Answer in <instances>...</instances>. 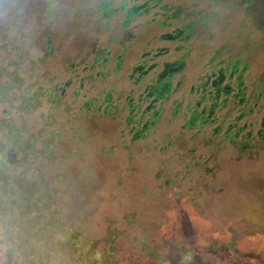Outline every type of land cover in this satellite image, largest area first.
Wrapping results in <instances>:
<instances>
[{"label":"rangeland","instance_id":"rangeland-1","mask_svg":"<svg viewBox=\"0 0 264 264\" xmlns=\"http://www.w3.org/2000/svg\"><path fill=\"white\" fill-rule=\"evenodd\" d=\"M53 1L48 12V0H0V68L33 91L59 90L11 111L52 158L9 151L10 175L55 196L44 214L67 230L50 242L57 259H72L73 230L109 264H264V0H162L131 19L146 0ZM168 64L158 98L147 88ZM221 69L233 92L215 101ZM215 102L206 122L189 123Z\"/></svg>","mask_w":264,"mask_h":264},{"label":"trees","instance_id":"trees-1","mask_svg":"<svg viewBox=\"0 0 264 264\" xmlns=\"http://www.w3.org/2000/svg\"><path fill=\"white\" fill-rule=\"evenodd\" d=\"M161 2L162 0H146L142 5L132 6L128 10V19H131L138 12L161 6ZM55 4V1L48 0V12H51ZM162 8L167 9L169 6L162 5ZM183 12L182 7L176 6L172 16L178 17ZM183 28V31L186 29L185 31L189 34L192 32L189 25H185ZM173 65L168 64L163 76H159V83L154 84L156 89L150 90L158 98L163 97L164 93L170 89L169 81ZM3 78H6V81H3ZM163 87L165 88L163 89ZM208 89L206 87L203 90L204 95L212 93V90L208 91ZM216 89L217 92L213 91L212 94L215 101H217L219 92L227 91L226 95H229L232 90H228L225 85L220 86V84H218ZM58 91L54 88H49L47 92L42 88L33 91L32 84L26 85L24 78L19 75L17 70L10 71L7 67L0 68V104L7 105V107L3 108L2 114H0V211L3 213L0 230L4 236L6 235L9 238H7L8 243L5 241L4 244L6 246L7 263L17 260L18 264H44V262L47 264H109L108 252L107 255L103 253L98 257H89L90 253L86 255L84 246L81 244L79 247L78 243H76L73 230L72 259L66 260L61 256L57 259L58 252L56 248L58 244L51 245L50 242L56 240L58 243L60 240H64L67 230L62 229V227L58 228L61 223L60 214L56 212L44 214L45 208H51L55 204L53 192L48 189L46 191L49 192L42 193L36 190L37 181L30 183L31 179L23 177V175H10V172L14 171L16 166V164H10L9 162V151L11 148L20 151L23 155L28 153H32L35 156L45 154L50 159L53 156L51 151L48 150V143L38 149L34 135H23L26 132L25 125L22 123L16 124L11 116V111L13 109L20 112L32 111L42 104L43 98L47 95L49 97L52 96L51 102H55L57 99L53 94H57ZM132 108H134V105ZM22 164L26 166V162L22 161ZM20 210L21 213L17 219H12L11 221L10 216ZM48 216L49 218L46 219L45 217ZM42 229L45 231L43 232ZM47 229L50 232L49 236L45 233ZM59 229H61V232L58 231ZM42 234H44L43 237H41ZM26 241L32 242L33 249H31V254H27L25 251Z\"/></svg>","mask_w":264,"mask_h":264},{"label":"flooded vegetation","instance_id":"flooded-vegetation-1","mask_svg":"<svg viewBox=\"0 0 264 264\" xmlns=\"http://www.w3.org/2000/svg\"><path fill=\"white\" fill-rule=\"evenodd\" d=\"M142 67H138V69H141ZM223 69H221L220 70V74L221 75H219V77L217 78V79H215L213 82H212V84L213 85H215L216 87L218 86V84H220V82H221V80H222V78L224 77V75H223V71H222ZM164 74V73H163ZM163 74H161L160 75V77H162L163 76ZM167 84V83H166ZM155 85H150L148 88H147V90H152L153 88H155L154 87ZM225 87H226V89H228V90H231L232 89V87H231V85L229 84V83H226V85H225ZM165 87H163V89H164ZM156 89V88H155ZM218 89V88H217ZM220 90V89H219ZM151 92V91H150ZM217 92V91H216ZM219 92V91H218ZM152 93V92H151ZM225 100H227V98H225ZM215 106H216V102L215 103H213V105L210 107V114H208V116H205V110H203L201 113H193L192 114V117H191V120L189 121V123L190 124H192V123H194V122H196V121H199V120H202L203 122H206L207 120H208V118L212 115V113L214 112L213 111V109L215 108ZM151 107H152V105H151ZM150 108V107H149ZM264 124V123H263ZM236 127V125L235 124H230V126L228 127V132L232 129V128H235ZM220 128V127H219ZM242 129L240 128V129H238L236 132H237V134L241 131ZM248 134V136H246L247 137V139H246V141H243V142H241V144L243 145V146H245V145H248L249 143H250V140L252 139V132H248L247 133ZM262 134V132L261 131H259L258 132V135H261Z\"/></svg>","mask_w":264,"mask_h":264},{"label":"clouds","instance_id":"clouds-1","mask_svg":"<svg viewBox=\"0 0 264 264\" xmlns=\"http://www.w3.org/2000/svg\"><path fill=\"white\" fill-rule=\"evenodd\" d=\"M4 251H6V246L0 243V254H3ZM0 264H2V262H0Z\"/></svg>","mask_w":264,"mask_h":264}]
</instances>
